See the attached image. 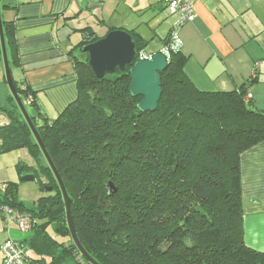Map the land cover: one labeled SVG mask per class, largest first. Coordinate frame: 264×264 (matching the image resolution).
Wrapping results in <instances>:
<instances>
[{
  "label": "trees",
  "instance_id": "trees-1",
  "mask_svg": "<svg viewBox=\"0 0 264 264\" xmlns=\"http://www.w3.org/2000/svg\"><path fill=\"white\" fill-rule=\"evenodd\" d=\"M3 27L14 65L13 26ZM128 32L138 57L146 55L148 43ZM82 33L75 48L82 57H73L78 97L56 119L43 116L28 86L14 84L71 198L75 231L89 256L98 264H264V253L244 242L240 181L241 155L264 141V112L248 99L253 84L199 91L171 32L159 108L144 113L142 98L130 92L133 65L98 79L83 48L103 37L91 28ZM9 102L0 108L10 120L0 127V155L27 150L37 168L21 167L49 194L28 207L19 185L5 184L0 203L33 221L31 236L8 239L25 249L28 264H91L72 239L62 191L41 147L13 96Z\"/></svg>",
  "mask_w": 264,
  "mask_h": 264
},
{
  "label": "crops",
  "instance_id": "crops-1",
  "mask_svg": "<svg viewBox=\"0 0 264 264\" xmlns=\"http://www.w3.org/2000/svg\"><path fill=\"white\" fill-rule=\"evenodd\" d=\"M0 7L17 44V64H11L7 49L13 81L30 88L51 120L78 97L73 57H81L75 48L85 40L83 29L99 37L110 29L135 32L148 43L144 52L152 57L166 50L178 22L164 0H0ZM178 37L187 58L185 75L199 91L230 92L252 83L248 99L264 112V0H199L194 22L183 25ZM10 96L0 40V108H10ZM9 123L0 111V127ZM25 165H34L27 150L0 155V185L20 187L19 167ZM240 181L244 242L264 253V141L241 155ZM16 232L15 226L7 232L0 214V248L9 236L22 241Z\"/></svg>",
  "mask_w": 264,
  "mask_h": 264
},
{
  "label": "water",
  "instance_id": "water-1",
  "mask_svg": "<svg viewBox=\"0 0 264 264\" xmlns=\"http://www.w3.org/2000/svg\"><path fill=\"white\" fill-rule=\"evenodd\" d=\"M0 40L9 90L16 100L22 115L30 126L37 143L41 147L46 161L48 162L56 180L58 181L64 197L68 227L72 239L81 254L87 259L88 262L91 264H98L89 256L77 237L71 213V198L69 197L64 182L56 167L54 166L47 149L15 88L6 48L1 7ZM83 52L88 55V64L98 79H102L106 75L114 74L117 70L125 71L128 66L133 65L130 70V92L134 97L142 98L138 108L144 113L157 112L160 100L163 95V90L161 87V74L164 73L169 67L168 58L164 53H158L152 56L149 60L136 61L138 59L137 44L133 36L124 30H114L109 32L105 37L99 39L98 41L86 45L83 48ZM19 176L21 182L23 183L34 182L36 179L34 174L26 173L24 167L19 169ZM107 189L110 193L117 192V189L112 182L107 184ZM47 190L50 192L52 191V188L47 187Z\"/></svg>",
  "mask_w": 264,
  "mask_h": 264
},
{
  "label": "built area",
  "instance_id": "built-area-1",
  "mask_svg": "<svg viewBox=\"0 0 264 264\" xmlns=\"http://www.w3.org/2000/svg\"><path fill=\"white\" fill-rule=\"evenodd\" d=\"M199 0H164L167 12L178 17L175 29L172 31V40L174 49H181V42L178 37V30L185 24L192 23L195 20V4ZM168 56V53H165ZM140 61L149 60L145 54L138 57ZM32 102L30 97L28 104ZM7 188L5 184L0 185V190L4 192ZM0 214L3 216L7 230L16 225L20 233H30L33 227V221L28 214L14 210L0 203ZM1 252L4 257L3 264H28L25 255V249L17 242L9 238L2 246Z\"/></svg>",
  "mask_w": 264,
  "mask_h": 264
},
{
  "label": "rangeland",
  "instance_id": "rangeland-1",
  "mask_svg": "<svg viewBox=\"0 0 264 264\" xmlns=\"http://www.w3.org/2000/svg\"><path fill=\"white\" fill-rule=\"evenodd\" d=\"M102 33L103 32H101V31L99 32V34H102ZM148 53L150 54V53H152V51L148 50ZM138 60H139V58H138ZM14 77H17L16 73H14ZM27 104H28V102H27ZM31 160L33 161V164H34L31 167L37 168L34 160L32 158H31ZM42 181H43L44 184H46L49 187L48 181H47V179L45 177H42ZM48 194L49 193H47V192H41L39 187H38V185L35 182L23 183L19 187V197L28 207L32 206L34 204V202H36L40 197L48 196ZM16 234H17V237H18L17 239H19V240H24L26 237L31 236V233L24 234V233H20L18 230H17Z\"/></svg>",
  "mask_w": 264,
  "mask_h": 264
}]
</instances>
